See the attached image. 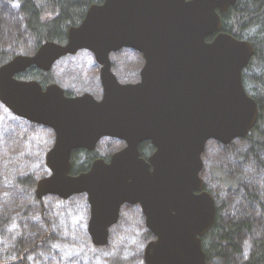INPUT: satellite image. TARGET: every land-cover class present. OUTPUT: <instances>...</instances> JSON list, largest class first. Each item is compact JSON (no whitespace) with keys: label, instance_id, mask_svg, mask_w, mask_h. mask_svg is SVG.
<instances>
[{"label":"water","instance_id":"water-1","mask_svg":"<svg viewBox=\"0 0 264 264\" xmlns=\"http://www.w3.org/2000/svg\"><path fill=\"white\" fill-rule=\"evenodd\" d=\"M235 2L103 0L67 28L64 42H42L0 65V102L55 134L45 154L50 173L37 180L36 196L86 193L94 245L107 243L124 204H138L154 236L144 246L146 264H208L201 237L217 205L200 176L202 153L210 139L244 138L258 117L242 81L254 46L221 30V14ZM124 47L143 56L137 82L122 83L111 70L110 54ZM80 49L100 65L99 99L17 77L30 66L49 71ZM105 136L124 146L72 174V152L93 151ZM144 141L154 146L147 158L139 152Z\"/></svg>","mask_w":264,"mask_h":264},{"label":"rangeland","instance_id":"rangeland-1","mask_svg":"<svg viewBox=\"0 0 264 264\" xmlns=\"http://www.w3.org/2000/svg\"><path fill=\"white\" fill-rule=\"evenodd\" d=\"M36 49L18 2L0 0V52L30 55ZM110 61L120 82L140 79L144 63L140 52L124 47L112 52ZM99 71L92 52L80 49L54 62L48 83L59 84L70 95L89 92L99 99ZM54 136L50 127L16 116L0 102V264H146L144 246L154 236L138 204H124L117 222L109 228L107 243L96 246L87 230L86 193L66 199L55 194L36 196L35 186L26 179L37 182L50 173L45 154ZM123 146L122 140L105 136L94 152L106 157ZM246 147L243 138L228 144L210 139L202 153L200 172L224 220L251 222L252 228L237 237L242 252L234 256V264H242L253 251L255 240L264 238V150L256 159ZM233 179L241 183L232 185Z\"/></svg>","mask_w":264,"mask_h":264},{"label":"trees","instance_id":"trees-1","mask_svg":"<svg viewBox=\"0 0 264 264\" xmlns=\"http://www.w3.org/2000/svg\"><path fill=\"white\" fill-rule=\"evenodd\" d=\"M18 2L25 16V25L36 40L37 47L45 41L64 42L67 28L77 25L83 19L91 4L103 0H13ZM222 31L240 39H248L254 46V54L248 65L242 70L243 85L258 106V117L250 132L243 138L246 141V152L259 158L264 150V0H236L233 6L221 14ZM12 55L0 52V65ZM28 75L39 78L42 84H48L50 75L36 66H30L25 72L17 75ZM66 94L70 95L68 92ZM143 154L154 149L149 141L139 146ZM96 152L76 149L71 154V173L77 174L89 168ZM264 166V162H262ZM34 187V178H27ZM234 182V183H233ZM241 183L231 180V184ZM252 196L253 193H250ZM255 198L256 194L253 195ZM252 228L248 219L224 220L217 205V215L211 229L201 237L202 248L206 253L208 264H234V256L242 252L237 240L240 233ZM242 264H264V238L254 242L253 251Z\"/></svg>","mask_w":264,"mask_h":264},{"label":"flooded vegetation","instance_id":"flooded-vegetation-1","mask_svg":"<svg viewBox=\"0 0 264 264\" xmlns=\"http://www.w3.org/2000/svg\"><path fill=\"white\" fill-rule=\"evenodd\" d=\"M143 57V56H142ZM144 64V63H143ZM143 66V65H142ZM142 68V67H141ZM141 70V69H140ZM25 72V71H24ZM21 74V73H20ZM139 74H140V72H139ZM19 75V74H18ZM150 142V141H149ZM151 143V142H150ZM141 144V143H140ZM140 144H139V146H140ZM152 145V144H151ZM153 146V145H152ZM154 147V146H153ZM154 150V149H153ZM152 150V151H153ZM152 151H150L149 153H146V154H143L141 151H140V149H139V152H140V156L141 157H144V158H147V156L148 155H150V153H152ZM106 158V160H108V158H109V156H106L105 157ZM121 210V209H120ZM142 212V211H141ZM143 214V213H142ZM144 216V215H143Z\"/></svg>","mask_w":264,"mask_h":264}]
</instances>
